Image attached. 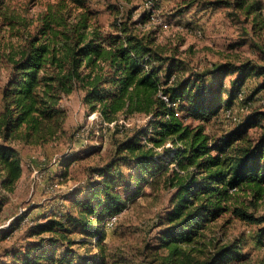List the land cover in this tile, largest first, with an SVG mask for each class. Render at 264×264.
I'll return each instance as SVG.
<instances>
[{
	"label": "trees",
	"instance_id": "16d2710c",
	"mask_svg": "<svg viewBox=\"0 0 264 264\" xmlns=\"http://www.w3.org/2000/svg\"><path fill=\"white\" fill-rule=\"evenodd\" d=\"M71 1L73 7H66L62 0L50 8L36 33L27 34L25 46L9 57L10 78L1 95L0 190L13 192L22 175L20 156L11 144L53 138L61 127L62 97L81 91L88 109L98 112L106 123L116 124L120 116L126 119L135 113L153 117L145 141L137 131L118 143L117 153L133 163L138 179L163 176V184L174 190L158 243L166 255L158 264H227L235 257L233 247H219L199 260L190 257L185 246L199 240L202 223L210 216L229 210L232 189L250 192L256 199L264 195V126L255 140L248 135L250 127L264 120V112L250 113L223 138L212 139L203 125L192 126L184 118L208 122L219 113L222 99L213 101L208 95L220 92L228 67L216 70L217 82L211 71L192 80H177L170 62L162 79L161 67L168 58L162 57L149 37L135 32L129 22L131 11L126 12L127 20L114 19L106 32L93 19L85 0ZM226 5L248 16L256 13L255 4L246 0ZM142 17L149 19L150 13L145 11ZM238 70L226 105L236 100L247 76L244 69ZM209 75L212 81L207 83ZM159 94L176 102L177 109ZM178 110L183 113L180 117L175 114ZM167 144L174 148L172 152ZM161 155H170L169 163L175 167L165 169L158 163ZM110 169L111 165L101 170V178L91 181L81 197L72 196L75 214L69 221L91 230L86 235H92L94 223L124 206ZM231 212L249 223L264 221V216L256 217L241 206L232 207ZM57 215L59 219L55 215L32 227L29 236L33 240L20 256L12 254V264H75V258L68 261L72 253L59 232L68 220ZM44 233H48L46 240L39 237ZM94 237L101 238L97 232Z\"/></svg>",
	"mask_w": 264,
	"mask_h": 264
},
{
	"label": "rangeland",
	"instance_id": "374dc122",
	"mask_svg": "<svg viewBox=\"0 0 264 264\" xmlns=\"http://www.w3.org/2000/svg\"><path fill=\"white\" fill-rule=\"evenodd\" d=\"M63 1L66 7L74 5L71 0ZM148 1L153 2L154 11L144 19ZM234 1L85 0L94 12L93 19L106 32L111 30L114 19L127 20L126 12L131 11L129 22L135 32L149 37L163 52L162 57L168 58L161 67L162 79L170 62L177 80H192L211 71L217 82L216 70L228 67L220 92L208 95L213 101L222 99L219 113L208 122L184 118L192 126L203 125L214 140L238 127L237 123L250 113L264 112V0H246L256 9L249 16L226 5ZM60 2L0 0V110L1 95L10 78L9 57L25 46L27 34L36 33L41 17ZM79 11L80 8L75 12ZM238 68L244 69L247 76L236 100L226 105L232 82L240 73ZM210 75L207 83L212 81ZM60 104L64 113L53 138L11 144L20 156L22 175L13 192L0 190V264H8L12 254L20 256L32 227L55 215L59 219L57 214L68 220L59 232L64 234L72 253L69 262L75 258V264H146L151 260L158 264L166 255L158 243L166 228L164 216L174 190L163 184V176L138 179L133 163L117 153L118 143L137 131L145 141L153 117L135 113L126 119L120 116L116 124L106 123L98 112L88 109L81 91L62 97ZM229 109L232 114L228 115ZM177 113L178 117L183 114L180 110ZM263 126L264 120L250 127V139L255 140ZM165 147L170 152L174 150L170 144ZM160 158L158 163L168 171L175 167L169 163L170 155ZM109 165L124 206L94 223L92 235H86L91 230L84 231L81 225L69 221L75 214L72 196L76 193L81 197L88 184L99 180L100 171ZM233 190L229 210L203 222V234L185 249L190 257L204 260L217 248L230 246L236 253L227 264H264V221L249 223L231 212L232 207L241 206L256 217L264 216V195L256 199L250 192ZM96 232L100 240L94 237ZM39 237L46 240L48 233Z\"/></svg>",
	"mask_w": 264,
	"mask_h": 264
},
{
	"label": "built area",
	"instance_id": "2783aa9c",
	"mask_svg": "<svg viewBox=\"0 0 264 264\" xmlns=\"http://www.w3.org/2000/svg\"><path fill=\"white\" fill-rule=\"evenodd\" d=\"M145 9H146L147 12H150V17H151V16H152L151 12L154 11V4H153V2H151V1L146 2V3H145ZM159 95H160V97H161L166 103H168L171 107H173L174 109L177 108V104H176V102H170V101L168 100V98H167L165 95H162V94H159ZM229 113L232 114V110H231V109L227 110V114H228V115H229ZM175 114L178 115L177 112H176Z\"/></svg>",
	"mask_w": 264,
	"mask_h": 264
},
{
	"label": "crops",
	"instance_id": "0c3cea01",
	"mask_svg": "<svg viewBox=\"0 0 264 264\" xmlns=\"http://www.w3.org/2000/svg\"><path fill=\"white\" fill-rule=\"evenodd\" d=\"M71 207H72V205H71ZM46 216H49L48 214L46 215ZM45 216V217H46ZM47 219V218H46ZM45 220V219H44ZM28 238H29V241L25 244V246H24V248L22 249V251H20V253H22V252H24V250L27 248V246H29V244H30V241H32L33 240V238H34V236H29L28 235ZM12 260H10V262H8V264H12ZM6 264V263H5Z\"/></svg>",
	"mask_w": 264,
	"mask_h": 264
}]
</instances>
